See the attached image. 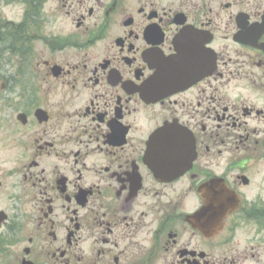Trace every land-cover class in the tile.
Masks as SVG:
<instances>
[{"label": "flooded vegetation", "instance_id": "1", "mask_svg": "<svg viewBox=\"0 0 264 264\" xmlns=\"http://www.w3.org/2000/svg\"><path fill=\"white\" fill-rule=\"evenodd\" d=\"M27 2L0 264H264V0Z\"/></svg>", "mask_w": 264, "mask_h": 264}, {"label": "rangeland", "instance_id": "2", "mask_svg": "<svg viewBox=\"0 0 264 264\" xmlns=\"http://www.w3.org/2000/svg\"><path fill=\"white\" fill-rule=\"evenodd\" d=\"M21 1L0 0V21L15 24L21 22L26 12V6ZM5 59L0 61V134H32L36 130L34 126L22 127L16 120L19 113L16 100V59H10V62Z\"/></svg>", "mask_w": 264, "mask_h": 264}, {"label": "trees", "instance_id": "3", "mask_svg": "<svg viewBox=\"0 0 264 264\" xmlns=\"http://www.w3.org/2000/svg\"><path fill=\"white\" fill-rule=\"evenodd\" d=\"M22 1L27 2L29 0ZM30 4H32V2H30ZM27 25V21L25 20L24 27H26ZM8 27L9 26L3 25L0 21V61L4 58V55H8L10 62V58L15 57L18 46L22 45V43L26 45L28 40H26L25 38L23 39L21 37V34L16 29H11Z\"/></svg>", "mask_w": 264, "mask_h": 264}, {"label": "water", "instance_id": "4", "mask_svg": "<svg viewBox=\"0 0 264 264\" xmlns=\"http://www.w3.org/2000/svg\"><path fill=\"white\" fill-rule=\"evenodd\" d=\"M19 119H21V120H22V117H20Z\"/></svg>", "mask_w": 264, "mask_h": 264}]
</instances>
